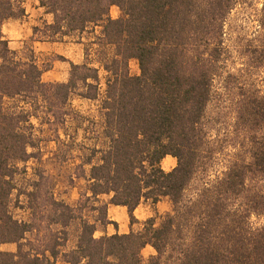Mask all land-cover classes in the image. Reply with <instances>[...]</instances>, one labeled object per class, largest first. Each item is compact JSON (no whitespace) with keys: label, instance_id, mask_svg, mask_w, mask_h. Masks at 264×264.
Listing matches in <instances>:
<instances>
[{"label":"trees","instance_id":"1","mask_svg":"<svg viewBox=\"0 0 264 264\" xmlns=\"http://www.w3.org/2000/svg\"><path fill=\"white\" fill-rule=\"evenodd\" d=\"M38 1L52 22L33 29L37 41L77 38L84 62L70 63L67 83H44L33 48L20 54L3 33L24 0H0V246H17L0 264H144L148 246L149 264H264V3L240 41L228 21L242 0ZM76 99L96 104L95 119ZM37 125L63 128V163L77 160L86 185L75 205L39 167L16 184L41 163ZM14 192L27 222L11 213ZM164 198L172 210L159 225L96 238L113 224L110 205L133 226L141 204Z\"/></svg>","mask_w":264,"mask_h":264},{"label":"rangeland","instance_id":"2","mask_svg":"<svg viewBox=\"0 0 264 264\" xmlns=\"http://www.w3.org/2000/svg\"><path fill=\"white\" fill-rule=\"evenodd\" d=\"M264 0H242L241 4L232 13L228 21V30L234 37H238L240 41L250 36L253 37L257 28V21L259 20ZM25 17L21 19L9 20L3 26V33L10 41V48L20 54L25 53L28 48H33L38 63L44 69L42 81L46 84L67 83L70 74V63L80 65L84 62V46L80 45L77 38L66 39L57 42H39L38 37L33 34L35 27L42 28L43 22L51 23L50 19L45 17V11H39L38 0H24ZM44 12V13H43ZM110 16L113 20H118L122 17L120 9L113 6L110 10ZM40 36V35H39ZM89 36H85L83 42H87ZM86 44V43H85ZM237 57V56H235ZM238 58V57H237ZM238 67H241L243 60L235 62ZM49 68V70H45ZM130 74L132 76H139L140 70L138 63L132 61L130 63ZM103 76V73L101 74ZM259 83L264 85V73L257 72ZM74 108L80 111L85 116L95 119L96 104L81 101L76 99L73 102ZM38 127V125H37ZM38 127L37 136L42 140L40 149L42 160L38 165L35 161H30L26 166L27 175L17 179L18 188L25 187L26 182L34 179V168L39 167L45 171L53 185L55 197L59 201H65L70 205H75L79 199V193L85 189V182L76 178L75 166L78 164L77 160L63 163V145L56 144V133L60 135L63 140V128ZM74 157L77 155L74 153ZM176 160L172 157H167L162 162V168L166 172L172 171L176 167ZM73 179V182L71 181ZM16 192L13 195V203L11 205V213L19 220L29 221L30 212L26 209L17 207ZM104 200V199H103ZM105 201V200H104ZM20 202L25 204L24 197H21ZM142 209H147L152 214V218L156 219V224L159 225L162 218L171 212L172 205L169 199H162L157 205H152L150 202L142 204ZM147 221V220H146ZM144 222H137L134 224L132 231L138 232L142 229ZM100 232V231H99ZM99 232L96 233V238L101 237ZM0 250L6 253H16V244H4L0 246ZM155 255V251L146 247L142 251L144 264H149L150 258ZM58 264H62L59 262Z\"/></svg>","mask_w":264,"mask_h":264},{"label":"crops","instance_id":"3","mask_svg":"<svg viewBox=\"0 0 264 264\" xmlns=\"http://www.w3.org/2000/svg\"><path fill=\"white\" fill-rule=\"evenodd\" d=\"M39 11H44L40 8ZM44 13V12H43ZM50 19V15H45ZM103 199L108 202L109 197L105 196ZM134 217L137 222H145L152 218L151 212L147 209H142V204L135 210ZM108 218L113 223L105 228V230L99 232L100 236H113V235H126L129 234L135 225L131 226L128 210L125 207L110 205L108 208ZM148 248L152 249L150 246Z\"/></svg>","mask_w":264,"mask_h":264}]
</instances>
